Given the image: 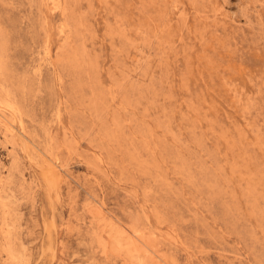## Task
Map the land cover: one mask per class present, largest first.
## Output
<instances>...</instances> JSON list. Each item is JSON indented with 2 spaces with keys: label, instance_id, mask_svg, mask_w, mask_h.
Instances as JSON below:
<instances>
[{
  "label": "rangeland",
  "instance_id": "374dc122",
  "mask_svg": "<svg viewBox=\"0 0 264 264\" xmlns=\"http://www.w3.org/2000/svg\"><path fill=\"white\" fill-rule=\"evenodd\" d=\"M0 264H264V0H0Z\"/></svg>",
  "mask_w": 264,
  "mask_h": 264
},
{
  "label": "bare ground",
  "instance_id": "6f19581e",
  "mask_svg": "<svg viewBox=\"0 0 264 264\" xmlns=\"http://www.w3.org/2000/svg\"><path fill=\"white\" fill-rule=\"evenodd\" d=\"M245 22V21H244ZM4 109V108H3Z\"/></svg>",
  "mask_w": 264,
  "mask_h": 264
}]
</instances>
